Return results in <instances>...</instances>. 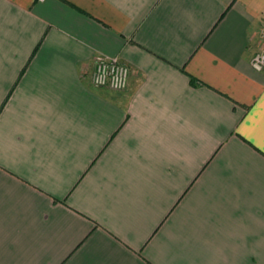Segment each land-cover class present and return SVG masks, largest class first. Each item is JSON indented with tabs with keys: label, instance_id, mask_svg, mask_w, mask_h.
<instances>
[{
	"label": "crops",
	"instance_id": "1",
	"mask_svg": "<svg viewBox=\"0 0 264 264\" xmlns=\"http://www.w3.org/2000/svg\"><path fill=\"white\" fill-rule=\"evenodd\" d=\"M263 24L264 0H0V264H264Z\"/></svg>",
	"mask_w": 264,
	"mask_h": 264
},
{
	"label": "built area",
	"instance_id": "2",
	"mask_svg": "<svg viewBox=\"0 0 264 264\" xmlns=\"http://www.w3.org/2000/svg\"><path fill=\"white\" fill-rule=\"evenodd\" d=\"M255 70L264 69V24L259 32L257 50L249 61ZM130 68L118 56L97 54L94 58L90 82L96 88L124 90L128 85Z\"/></svg>",
	"mask_w": 264,
	"mask_h": 264
},
{
	"label": "trees",
	"instance_id": "3",
	"mask_svg": "<svg viewBox=\"0 0 264 264\" xmlns=\"http://www.w3.org/2000/svg\"><path fill=\"white\" fill-rule=\"evenodd\" d=\"M191 82L192 83H195V79L191 77Z\"/></svg>",
	"mask_w": 264,
	"mask_h": 264
}]
</instances>
